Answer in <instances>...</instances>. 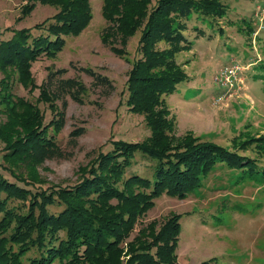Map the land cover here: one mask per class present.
<instances>
[{"label":"trees","instance_id":"trees-1","mask_svg":"<svg viewBox=\"0 0 264 264\" xmlns=\"http://www.w3.org/2000/svg\"><path fill=\"white\" fill-rule=\"evenodd\" d=\"M28 1L34 0L20 7V17L28 13ZM36 1L59 10L50 17L53 24L46 34L31 37L26 29L10 30V37L0 41V105L6 115L0 124L1 167L24 186L38 182L34 167L61 155L54 137L62 126L65 98L79 102L88 93L79 76L64 77L65 69L49 71L38 88L33 86L30 63L50 54L49 39H55L52 49H58L63 43L58 37L74 32L88 19L86 0ZM101 11L106 26L100 42L115 57H126L129 39L138 35L137 57L125 80L124 106L142 118L148 135L134 143L108 141L111 149L98 152L70 187L30 192L0 175V264H24L21 259L30 250L35 255L25 258L27 264H175L179 215L150 221L130 237L135 225L154 199L162 195L183 199L214 166L238 167L244 159L192 134L174 138L163 105V97L186 80L175 56L190 50L183 35L187 22L192 15L217 21L224 18L226 6L220 0H103ZM43 24L35 29L41 30ZM245 25L250 39L253 25ZM79 71L90 79L92 90L104 96L114 91L111 80L96 70ZM13 75L24 89H37L36 102L46 105L53 119L44 124L34 103L9 95ZM55 101L61 102V110ZM261 140L240 141L238 150ZM136 156L148 162L147 174L125 176ZM16 171H25L31 181ZM49 207L59 211L53 214Z\"/></svg>","mask_w":264,"mask_h":264},{"label":"rangeland","instance_id":"rangeland-1","mask_svg":"<svg viewBox=\"0 0 264 264\" xmlns=\"http://www.w3.org/2000/svg\"><path fill=\"white\" fill-rule=\"evenodd\" d=\"M220 2L226 6L224 18L216 21L192 15L187 22L183 35L191 43L190 50L175 56L176 63L182 68L186 66L183 68L186 80L163 97V105L168 113L166 119L172 122L174 138L192 134L232 150L244 159L238 167L214 166L183 199L163 195L154 199L153 206L135 225L130 237L150 221L161 222L169 214L179 215L173 253L175 264L209 261L210 264H264V75L261 78L263 70L258 68L264 67V0ZM29 3L28 13L20 17V7L26 0H0V41L10 37V30L26 29L31 37L46 34L48 26L53 24L50 17L59 10L55 12L53 7L36 0ZM102 3L103 0H86L87 21L74 32L60 35L58 39L63 43L58 49H52L55 39H49L50 54L40 55L30 63L34 87L38 88L49 71L65 69L64 77L79 76L88 89L79 102L65 98L62 126L54 137L61 155L34 167L36 184L24 186L16 181L2 169L0 159V175L30 192L51 186H73L98 152L111 149L108 141L134 143L148 135L142 118L129 114L124 106L125 80L132 59L137 57L134 49L138 35L129 39L126 57H115L109 47L100 42L106 26ZM43 22L41 30L35 29ZM245 22L254 28L250 39ZM229 61L240 67L238 78L241 81L236 83L235 89L225 91L220 102L214 103L213 77ZM79 68H91L106 76L114 91L104 96L101 91L92 90L90 79ZM9 92L12 98L34 103L44 124L54 118L46 105L36 102L37 89H24L14 75ZM172 96L184 103L173 102ZM55 105L61 110L60 101H55ZM5 121L0 105V124ZM78 129L82 132L74 136ZM257 137H262L261 142L238 150V142ZM147 165L146 160L136 156L125 176L146 175ZM16 172L20 178L31 181L25 171ZM48 210L53 214L59 211L56 207ZM34 255L33 250L26 252L21 262L27 264L25 258Z\"/></svg>","mask_w":264,"mask_h":264},{"label":"built area","instance_id":"built-area-1","mask_svg":"<svg viewBox=\"0 0 264 264\" xmlns=\"http://www.w3.org/2000/svg\"><path fill=\"white\" fill-rule=\"evenodd\" d=\"M240 70V67H238L235 62L229 61V63L223 66L213 77L216 88V94L213 98L214 103H218L224 98L226 94L225 91L235 89L236 83L241 81V79L238 78Z\"/></svg>","mask_w":264,"mask_h":264},{"label":"crops","instance_id":"crops-1","mask_svg":"<svg viewBox=\"0 0 264 264\" xmlns=\"http://www.w3.org/2000/svg\"><path fill=\"white\" fill-rule=\"evenodd\" d=\"M185 67H186V66H184L183 68L185 69ZM171 98H172L171 100H172L173 102H175L176 100H178V102H179L180 104H183V103H184L182 100H180V99H179L178 97H176V96H175V97L172 96Z\"/></svg>","mask_w":264,"mask_h":264}]
</instances>
